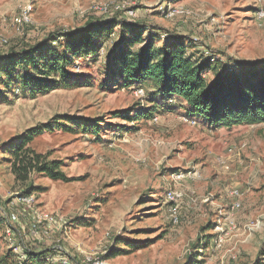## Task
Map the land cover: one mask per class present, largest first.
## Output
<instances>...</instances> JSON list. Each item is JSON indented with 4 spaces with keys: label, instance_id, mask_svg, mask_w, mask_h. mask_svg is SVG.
Masks as SVG:
<instances>
[{
    "label": "rangeland",
    "instance_id": "obj_1",
    "mask_svg": "<svg viewBox=\"0 0 264 264\" xmlns=\"http://www.w3.org/2000/svg\"><path fill=\"white\" fill-rule=\"evenodd\" d=\"M120 2L157 47L181 35L193 60L216 67L204 71L208 81L264 63V0H0V55L91 18L121 19L123 12L97 11ZM26 4L30 21L18 25ZM119 34L115 26L72 55L70 86L31 92L0 83V264H54L29 257L47 252L67 254L69 264L87 256L104 264H264V122L210 127L180 101L161 102L150 83L107 78ZM148 109L151 117L141 116ZM42 124L53 128L29 147L59 161L69 181L34 174L20 182L11 173L7 148Z\"/></svg>",
    "mask_w": 264,
    "mask_h": 264
},
{
    "label": "trees",
    "instance_id": "obj_2",
    "mask_svg": "<svg viewBox=\"0 0 264 264\" xmlns=\"http://www.w3.org/2000/svg\"><path fill=\"white\" fill-rule=\"evenodd\" d=\"M115 26L119 27V41L106 55L104 75L107 78L117 74L124 86L150 83L152 94L159 96L161 102L180 101L186 105L188 115L196 116L210 127L264 122V63L241 72L233 69L214 72V78L208 81L204 71L208 68L215 71L216 67L193 60L186 53V41L181 35L171 36L170 43L157 47L153 35L146 39L140 24L127 19L91 18L75 30L55 32L33 45L1 54L0 62L4 65L0 68V83L8 88L18 85L31 92L70 86V80L74 79L69 70L72 55L91 50L95 38L102 33L110 34ZM141 112L145 118L152 115L151 109ZM52 128L51 124L33 127L7 148V160L16 181L27 182L34 174L71 180L60 169L59 161L47 160L44 154L29 147L40 132ZM208 242L206 237L205 245Z\"/></svg>",
    "mask_w": 264,
    "mask_h": 264
},
{
    "label": "built area",
    "instance_id": "obj_3",
    "mask_svg": "<svg viewBox=\"0 0 264 264\" xmlns=\"http://www.w3.org/2000/svg\"><path fill=\"white\" fill-rule=\"evenodd\" d=\"M114 3L112 4H106V5H101L97 7V11L101 12V14L105 15V16H109L108 13H110V11L115 10V11H120L123 12V15L120 17L121 19H129L133 16H135V10H133L132 8H129L128 6H125V3ZM32 11V6L31 4H26L24 5L21 9L19 14L14 18V23L18 24V25H23L26 24L30 21V13ZM6 40L3 38V36L0 33V44L2 45L3 43H5ZM140 92L142 93V90H140ZM170 198H173L172 195H169ZM21 204L27 206V207H32L33 205V197L30 195H23L19 198ZM31 210V213L35 214V216L37 215L36 211H33L34 209L29 208ZM37 220L35 221L36 223L40 222L41 219H39V217L37 216L36 218ZM36 223H32V227H38V225ZM8 233V237L11 240V234L10 231L7 230ZM58 250H61V248L58 247ZM57 252V251H55ZM58 255L53 254V252H47V254L44 255V257L42 258L43 262L47 263V262H53L54 264H69L70 263V257L67 254H60L57 252ZM22 260L26 259V255H22L21 256ZM85 262V264H104L102 259H99L97 257H90L87 256L86 258H84L83 260Z\"/></svg>",
    "mask_w": 264,
    "mask_h": 264
},
{
    "label": "crops",
    "instance_id": "obj_4",
    "mask_svg": "<svg viewBox=\"0 0 264 264\" xmlns=\"http://www.w3.org/2000/svg\"><path fill=\"white\" fill-rule=\"evenodd\" d=\"M32 256H33V255H32ZM32 258H33V259H31L32 262H33V261L38 262V260H42L43 257L40 255V256H37V257H34V256H33ZM30 262H31V261H30ZM37 264H38V263H37Z\"/></svg>",
    "mask_w": 264,
    "mask_h": 264
}]
</instances>
